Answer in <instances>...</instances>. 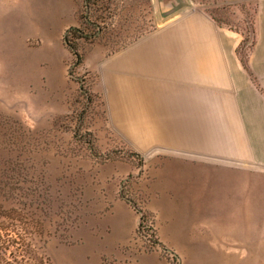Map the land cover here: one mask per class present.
Masks as SVG:
<instances>
[{
	"label": "rangeland",
	"instance_id": "rangeland-1",
	"mask_svg": "<svg viewBox=\"0 0 264 264\" xmlns=\"http://www.w3.org/2000/svg\"><path fill=\"white\" fill-rule=\"evenodd\" d=\"M260 2L78 0L74 25L59 34L40 27L25 34L13 23V0H0V207L41 225L38 244L51 264H264V193L239 197V209L259 215L242 219L176 218L180 204L172 201L153 207L142 184L175 179L174 171L160 162L153 167L155 156H168L142 151L114 128L104 84L114 57L195 8L238 30L246 38L238 55L249 60ZM71 27L78 31L66 38ZM117 199L144 216L149 237L137 229L119 248L85 246L79 234L102 231L101 218ZM199 204L209 209L205 202L181 209L191 215Z\"/></svg>",
	"mask_w": 264,
	"mask_h": 264
},
{
	"label": "crops",
	"instance_id": "crops-1",
	"mask_svg": "<svg viewBox=\"0 0 264 264\" xmlns=\"http://www.w3.org/2000/svg\"><path fill=\"white\" fill-rule=\"evenodd\" d=\"M13 9V23L23 33L40 27L43 33L59 34L76 23L78 0H13ZM255 30L245 66L238 55L241 34L221 26L205 10L190 9L105 67L112 125L142 151L168 156L167 161L153 157V167L160 162L167 173L174 171L175 179L142 184L141 195L153 207L179 203L176 218L259 216L239 209L237 202L246 193H264L259 176L264 170V0ZM185 202H205L209 209L199 204L190 215L181 209ZM125 204L115 200L101 218L105 226L99 233L79 234L83 244L92 242L104 251L129 242L141 220ZM108 225L111 231H106ZM181 226L174 221L176 229Z\"/></svg>",
	"mask_w": 264,
	"mask_h": 264
},
{
	"label": "trees",
	"instance_id": "trees-1",
	"mask_svg": "<svg viewBox=\"0 0 264 264\" xmlns=\"http://www.w3.org/2000/svg\"><path fill=\"white\" fill-rule=\"evenodd\" d=\"M221 26L217 18L212 16ZM77 27H71L66 38L70 34L77 33ZM238 31V30H237ZM254 43L255 26L253 23L251 31ZM246 41L244 38L239 49ZM243 64L247 66L245 58H241ZM125 198V196H123ZM144 216H141L139 229L143 227ZM43 234L41 225L26 214L18 212L16 209H2L0 207V264H51L50 257L45 251V245L38 244V235ZM153 236V234H152Z\"/></svg>",
	"mask_w": 264,
	"mask_h": 264
},
{
	"label": "built area",
	"instance_id": "built-area-1",
	"mask_svg": "<svg viewBox=\"0 0 264 264\" xmlns=\"http://www.w3.org/2000/svg\"><path fill=\"white\" fill-rule=\"evenodd\" d=\"M148 226L149 225L146 224V221L143 220V227H141L140 229L138 228V234L144 239H147L149 237V234L147 233Z\"/></svg>",
	"mask_w": 264,
	"mask_h": 264
}]
</instances>
